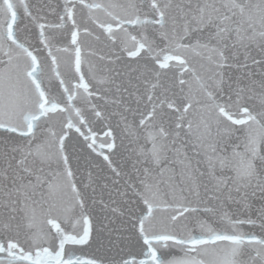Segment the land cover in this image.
Segmentation results:
<instances>
[{
  "label": "snow or ice",
  "instance_id": "1",
  "mask_svg": "<svg viewBox=\"0 0 264 264\" xmlns=\"http://www.w3.org/2000/svg\"><path fill=\"white\" fill-rule=\"evenodd\" d=\"M0 264H264V0H0Z\"/></svg>",
  "mask_w": 264,
  "mask_h": 264
}]
</instances>
